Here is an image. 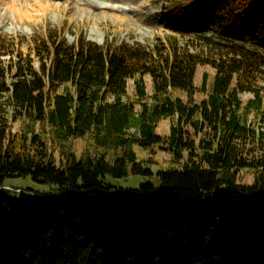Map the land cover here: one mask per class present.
I'll return each mask as SVG.
<instances>
[{
    "label": "trees",
    "instance_id": "16d2710c",
    "mask_svg": "<svg viewBox=\"0 0 264 264\" xmlns=\"http://www.w3.org/2000/svg\"><path fill=\"white\" fill-rule=\"evenodd\" d=\"M164 1L182 36L217 24L194 33L208 54L175 40L0 33V264H264V0ZM206 62L216 73L198 99ZM240 92L254 97L244 104ZM162 119L173 122L167 136L156 131ZM17 120L24 132H13ZM83 137L93 151L78 157L69 144ZM136 146L166 150L170 166L154 170ZM28 176L51 188L2 190ZM108 176L158 183L117 188Z\"/></svg>",
    "mask_w": 264,
    "mask_h": 264
},
{
    "label": "rangeland",
    "instance_id": "374dc122",
    "mask_svg": "<svg viewBox=\"0 0 264 264\" xmlns=\"http://www.w3.org/2000/svg\"><path fill=\"white\" fill-rule=\"evenodd\" d=\"M165 7L164 0H21L16 7L14 17L9 16L0 24V33L31 38L34 35L46 36L52 32L69 44L85 39L99 46L108 43L153 46L175 40L181 47L186 42L194 43L190 49L193 53L208 54L209 48L203 42L201 43L194 33L210 34L218 29L217 24L211 21L203 31H196L190 26L188 32L184 33L188 34L185 37L182 36V31H177L172 22L167 19L168 12ZM32 45V42H28L24 46L28 48ZM215 53L218 52L215 50ZM215 73L216 69L209 62L197 67L195 85L199 91L198 99L202 97L200 92L204 79L206 78L207 89L210 90ZM144 78L148 93L151 95L153 93L152 77L145 75ZM257 85L264 88V74L258 77ZM262 93L264 95V90ZM253 97V93L250 92L239 93V98L244 104ZM126 99H135L134 80H129L127 83ZM258 120L254 113L248 116L251 124H258ZM172 124L170 119H162L156 131L162 136H167ZM34 127L36 132L47 135L45 132L47 126L38 123ZM24 129L25 120L12 123L14 133L24 132ZM89 143L88 138L83 137L72 140L69 145L77 156L81 157L93 151ZM51 149L56 163L62 165L64 159L59 155V149L54 146ZM135 150L140 160L151 161L154 164V170L166 169L170 166L171 155L160 147L144 150L136 146ZM240 178L243 180L246 177L242 174ZM148 180L158 183V179L152 177L132 176L122 179L107 177V182L117 188H137L142 182ZM5 185L2 190L14 194H24L29 188L38 192H45L51 188V185L35 182L30 176L9 178Z\"/></svg>",
    "mask_w": 264,
    "mask_h": 264
},
{
    "label": "clouds",
    "instance_id": "9594fccd",
    "mask_svg": "<svg viewBox=\"0 0 264 264\" xmlns=\"http://www.w3.org/2000/svg\"><path fill=\"white\" fill-rule=\"evenodd\" d=\"M21 3V0H0V24L9 16L14 17L16 7Z\"/></svg>",
    "mask_w": 264,
    "mask_h": 264
}]
</instances>
